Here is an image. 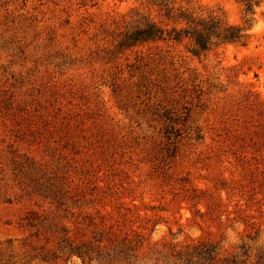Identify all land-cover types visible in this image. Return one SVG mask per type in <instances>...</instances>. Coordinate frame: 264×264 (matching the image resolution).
Segmentation results:
<instances>
[{
	"label": "rangeland",
	"instance_id": "rangeland-1",
	"mask_svg": "<svg viewBox=\"0 0 264 264\" xmlns=\"http://www.w3.org/2000/svg\"><path fill=\"white\" fill-rule=\"evenodd\" d=\"M242 1L191 0L232 25ZM249 1L245 46L193 55L187 40L118 49L134 0H0V264H166L208 233L264 245V0ZM55 183L91 193L90 214L130 207L140 247L82 261L24 227L53 215ZM200 193L219 219L199 216Z\"/></svg>",
	"mask_w": 264,
	"mask_h": 264
},
{
	"label": "trees",
	"instance_id": "trees-1",
	"mask_svg": "<svg viewBox=\"0 0 264 264\" xmlns=\"http://www.w3.org/2000/svg\"><path fill=\"white\" fill-rule=\"evenodd\" d=\"M78 1L82 6L95 4V0ZM134 1L139 3L142 12H134L135 24L131 30L120 34L118 49L149 42L180 43L187 40L193 55L227 45L245 46L255 7L249 0L242 1L243 22L232 25L220 15L197 11L192 7L191 0ZM75 190L69 186L63 189L62 185L56 183L51 185L44 198L54 206L53 215L35 221L36 213L29 211L23 226L34 228L37 233L44 229L57 234L60 251L66 253L68 258L75 256L82 261H91L95 258L94 254H99L107 246L117 251L118 255H129V252L133 253L140 247L144 237L138 231L140 227L136 229L132 225L133 219L129 217L132 211L130 207L118 206L110 212L104 211L105 213L95 210V214H90L83 210L93 206L95 198L79 186ZM192 200H197L196 204L205 207V212L200 214V217L208 215L214 220L222 215V205L214 196L200 193L193 195ZM196 213L199 211L196 210ZM60 216L72 218V230L58 227L56 218ZM89 234L91 237L88 239L86 236ZM256 237L246 235L247 241L239 239L229 252L224 248L225 239L222 236L216 239L208 233L207 238L199 240L196 244L186 245L172 252L169 255L171 260L166 264H264V245H258Z\"/></svg>",
	"mask_w": 264,
	"mask_h": 264
}]
</instances>
